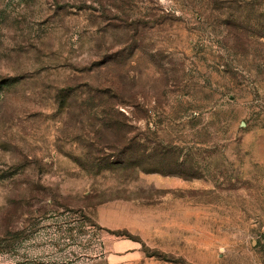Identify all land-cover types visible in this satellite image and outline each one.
Segmentation results:
<instances>
[{"label":"rangeland","instance_id":"obj_1","mask_svg":"<svg viewBox=\"0 0 264 264\" xmlns=\"http://www.w3.org/2000/svg\"><path fill=\"white\" fill-rule=\"evenodd\" d=\"M263 229L264 0H0V264H264Z\"/></svg>","mask_w":264,"mask_h":264},{"label":"built area","instance_id":"obj_2","mask_svg":"<svg viewBox=\"0 0 264 264\" xmlns=\"http://www.w3.org/2000/svg\"><path fill=\"white\" fill-rule=\"evenodd\" d=\"M263 235H264V229H263Z\"/></svg>","mask_w":264,"mask_h":264},{"label":"water","instance_id":"obj_3","mask_svg":"<svg viewBox=\"0 0 264 264\" xmlns=\"http://www.w3.org/2000/svg\"><path fill=\"white\" fill-rule=\"evenodd\" d=\"M243 125V124H242Z\"/></svg>","mask_w":264,"mask_h":264}]
</instances>
